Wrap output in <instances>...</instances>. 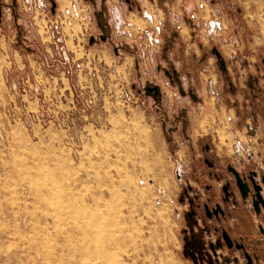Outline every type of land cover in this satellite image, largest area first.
Instances as JSON below:
<instances>
[{
    "label": "rangeland",
    "instance_id": "374dc122",
    "mask_svg": "<svg viewBox=\"0 0 264 264\" xmlns=\"http://www.w3.org/2000/svg\"><path fill=\"white\" fill-rule=\"evenodd\" d=\"M122 1L109 0L113 43L91 44L86 34L99 29L83 0H0V244L11 235L9 248L18 252L19 236L9 231L19 222L24 239L36 238L47 251L68 250L78 263L75 230L93 229L98 241L91 250L103 241L111 264H245L241 252L216 243L208 224L193 225L191 214L196 172L210 179L204 158L239 168L263 163L264 96L254 99L247 83L250 76L264 82V68L256 69L264 58V0H193L189 15L198 25L191 29L180 9L188 0L166 10L137 0L141 12ZM165 20L182 27L189 54L204 45L203 56L229 39L234 85L223 90L226 73L205 54L208 60L195 58L193 73L181 72L192 97L177 94L180 83L169 84L156 67ZM144 29L155 30L160 43L151 45ZM228 29L237 35L228 38ZM126 42L132 54L120 52ZM153 83L162 88L156 99L144 88ZM250 101L257 103L250 106L257 124L228 108ZM108 232L122 242L110 244ZM187 240H194L191 251ZM120 252L130 260L116 262Z\"/></svg>",
    "mask_w": 264,
    "mask_h": 264
},
{
    "label": "crops",
    "instance_id": "0c3cea01",
    "mask_svg": "<svg viewBox=\"0 0 264 264\" xmlns=\"http://www.w3.org/2000/svg\"><path fill=\"white\" fill-rule=\"evenodd\" d=\"M83 1L86 2L90 7L91 16L94 22L95 29L97 28L99 29L96 32H90L86 34L87 41L91 44H95V42L97 43L100 41H107V40L110 42L112 41L113 43L114 40L111 37L112 7L109 6V0H83ZM169 2L173 4L172 6H174L176 1L175 0H155V3H158V6L161 8V10H166V6L168 5ZM122 3H123V6L127 8L128 10H132L135 12H141L140 10H142V6H140L137 0H123ZM193 8H194L193 0H188L185 4L180 5V9L184 13L182 15V19H183L182 21L185 23V25L189 29L196 28V26L198 25L196 22L193 21V19L189 15L190 11ZM181 28L182 27H179V29L175 28L174 25H172V23L169 22L168 20L164 21L163 26H162V31H161L162 42H161V47L158 53L159 62H157L158 64L156 65V67L158 68L159 71H162L164 73V75L166 76L165 80L169 84L172 85L173 82L180 83L181 87L179 86V89L175 88L177 94H180V96H182L183 94L184 95L188 94L190 97H192V92L189 91V89L186 86H183L184 83L182 81L183 77H181V72H183V70L187 68L188 74H190V73H193L196 69H198V66H199L198 60H195V58L202 56L200 55V51L202 50V48H204L203 47L204 45L200 48L199 52L196 51L194 48H192L191 50L192 52L191 54H189L188 50H185L182 47L183 42L181 39H184V37H182ZM228 33H229L228 38L231 34H233L234 36L237 35L233 33L232 31H230L229 29H228ZM222 40L223 41H221L220 43L217 42L216 44H214L213 47L208 51V53L206 51L203 52V56L207 60L209 59V55H205V54H212L216 57L217 66H219L220 70L223 73L224 72L226 73V75L223 76V90L225 91V89H230L231 88L230 86L234 85L235 83V80H233V77L230 75V72L228 71L229 64H228L227 59H229V57L231 56V53L236 52V48L234 47L233 43L229 41V39L223 37ZM120 47H121V50L119 49L120 52L127 51L132 54L135 51L133 44L129 42H126L125 46L121 45ZM114 50L117 51V46L114 47ZM189 61L191 63H189ZM262 68H264V58H261L260 63H257L256 69H262ZM250 71H254V70L250 69ZM250 75H253V74H250ZM237 78L241 79V76ZM247 85H248L249 91L252 92V96H254V99L258 100V98H261V97L263 98L264 82L262 83L260 82L259 76H250ZM144 88L147 89V91H149L151 94H153V96H155L154 97L155 99L157 98V95L162 91L161 85L158 83H153L151 86L150 85L146 87L144 86ZM231 91H232L231 92L232 96L238 97V90L236 86H233V89H231ZM237 104L235 105L230 104L228 108H232L235 114H237V117L241 115L245 121H248L251 119L255 122V124H257V117L255 116L254 118L252 117L253 115H256V113H254L253 110L252 111L250 110L251 109L250 106L252 105L255 108L257 106V103H253L252 101H250L249 104H246L245 102L243 104L242 103L239 105ZM260 112L264 116V108H261ZM263 122H264V118H263ZM263 129H264V126H263ZM191 130H192V126H191ZM257 130L259 131L260 136H261L262 130H260V127H257ZM263 136H264V132H263ZM254 168L260 171H264V160H263V163L254 166ZM212 182L216 187V181L212 180ZM218 187H219V183L217 184V187H216L217 190H218ZM262 189H263L262 192L264 193V184H262ZM254 219L256 221L255 217ZM262 245L263 244H260V246ZM256 264H264V253L263 255L260 254V259L256 262Z\"/></svg>",
    "mask_w": 264,
    "mask_h": 264
},
{
    "label": "flooded vegetation",
    "instance_id": "af4514ba",
    "mask_svg": "<svg viewBox=\"0 0 264 264\" xmlns=\"http://www.w3.org/2000/svg\"><path fill=\"white\" fill-rule=\"evenodd\" d=\"M204 162L207 165L206 174L210 179L201 181V177H205L201 169L196 172L194 177L200 182V185L195 189V202L191 214L193 225L199 227L201 224H208L218 234L216 241L218 245L227 250L236 249L241 252L245 264H247V257L245 256V252H247L252 264H256L260 259L258 251L262 255L264 253V209L261 208L260 215H257L249 196L243 202L235 184L236 177L233 171H237L246 180L252 176L260 185V193L263 199L262 184H264V180L262 179L264 178V171L257 170L253 165L251 167L247 164L243 168H239L229 159L222 164H217V166L207 158H204ZM197 173L201 176H197ZM212 180L219 183L218 190ZM244 227H247L245 230L252 234L249 242L245 237L248 234L244 233ZM187 242L185 247L191 251L194 247V243H192L194 240H187ZM260 244L263 245L260 246Z\"/></svg>",
    "mask_w": 264,
    "mask_h": 264
},
{
    "label": "bare ground",
    "instance_id": "6f19581e",
    "mask_svg": "<svg viewBox=\"0 0 264 264\" xmlns=\"http://www.w3.org/2000/svg\"><path fill=\"white\" fill-rule=\"evenodd\" d=\"M79 215V214H78ZM68 216V215H67ZM85 216V215H84ZM18 216H16L15 219L18 220ZM24 218V217H23ZM20 219V218H19ZM22 219V218H21ZM89 223V222H88ZM21 225L19 222L15 224V227L12 229V231H9L10 234L17 237L19 236V239H17V243H14L15 246H19V250L17 251H11L10 246L12 245L11 235L2 237V242L0 244V258L6 262V264H90L86 263L83 260L92 256L93 254H100V262L99 263H92V264H111V258H109V251L106 248L105 243H98L96 245L95 249L91 250V247L93 244L97 243L98 237L95 234V231L93 229H77L75 230V233L77 234V242L78 245L74 249L75 253H77L80 257L81 262L78 263L74 260L73 257L70 256L69 251L67 250V255H63L62 249L60 251L55 250H45L42 248V243L37 245V239L33 238L31 240H26L23 238V228H20ZM91 228V225H90ZM26 232V231H25ZM6 232H3L5 234ZM25 234V233H24ZM8 237V238H7ZM7 238V239H6ZM30 239V238H29ZM105 240H107L110 244H120L122 242L121 238H118L114 233L108 232L105 234ZM5 244H8L6 247H4ZM61 247V246H60ZM62 248V247H61ZM64 250V249H63ZM40 256V260H37L35 257ZM116 262H127L130 260L129 254H122L121 252L118 254H115ZM53 259V260H49ZM109 259V260H108Z\"/></svg>",
    "mask_w": 264,
    "mask_h": 264
},
{
    "label": "water",
    "instance_id": "95a60500",
    "mask_svg": "<svg viewBox=\"0 0 264 264\" xmlns=\"http://www.w3.org/2000/svg\"><path fill=\"white\" fill-rule=\"evenodd\" d=\"M233 172L236 177L235 184L241 194L243 202L246 201L249 196L255 213L260 215L261 208L264 209V199L260 193V185L256 183L252 176H249L248 180H246L241 177L237 171L234 170ZM262 180H264V178ZM245 256L247 257V264H252L247 252H245Z\"/></svg>",
    "mask_w": 264,
    "mask_h": 264
},
{
    "label": "built area",
    "instance_id": "2783aa9c",
    "mask_svg": "<svg viewBox=\"0 0 264 264\" xmlns=\"http://www.w3.org/2000/svg\"><path fill=\"white\" fill-rule=\"evenodd\" d=\"M75 1V0H74ZM77 3V2H76ZM74 4V6H77V4ZM142 16H144V18H147L149 20L152 19V15L149 14L147 11H143L142 13ZM130 25H132V23L129 22ZM154 29V28H153ZM159 27L155 26V30H158ZM155 30H143V33L145 35V37L147 38L148 42L152 45H156V44H159L160 43V39L157 37V34L155 32ZM142 32V31H141ZM118 33H119V30H118ZM57 40H60L59 38H57ZM78 66V65H77ZM79 67V66H78ZM237 144L240 145V142L238 141ZM236 144V146H237ZM236 146H235V149H236ZM236 152H239L238 150H236Z\"/></svg>",
    "mask_w": 264,
    "mask_h": 264
}]
</instances>
